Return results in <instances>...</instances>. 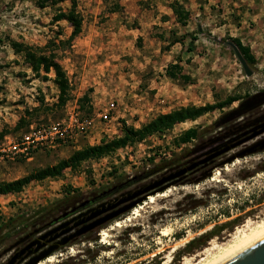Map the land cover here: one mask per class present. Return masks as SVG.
Wrapping results in <instances>:
<instances>
[{"label": "rangeland", "instance_id": "rangeland-1", "mask_svg": "<svg viewBox=\"0 0 264 264\" xmlns=\"http://www.w3.org/2000/svg\"><path fill=\"white\" fill-rule=\"evenodd\" d=\"M175 1L185 10L192 7L200 12L188 26L170 21L163 13L164 0H76L80 32L58 54L68 80V100L61 108L47 109L58 95L53 74L47 80L36 77L11 44L43 46L49 40L67 39L71 25L66 20L55 22L54 17L69 11L71 3L0 0V133L6 132L0 144L13 151L14 145L34 137L40 140L27 157L17 154L0 163V182L21 178L87 145L118 136L123 123L139 128L158 114L179 107L236 96L238 100L231 105L177 124L162 135L65 170L57 177L63 182L60 191L86 198L95 190L154 170L159 162L168 166L122 192L132 191L192 164L217 144L212 143L217 130H202L264 91V0ZM116 3L119 7L112 12ZM186 34L196 38L192 53L186 52L190 37L171 44ZM230 38H238L254 56L251 77L244 74L227 45ZM177 60L192 83L166 77L167 65ZM84 95L87 99L79 102ZM26 108L30 112L27 124L13 130ZM33 108L38 110L31 111ZM249 112L244 119L264 122V104ZM189 128L201 132L200 138L178 145L176 139ZM262 140L264 134L199 165L165 190L149 194L139 204L143 206L138 216L131 215L133 208L60 247L50 255L53 261L43 260V264H198L208 251L215 252V245L230 241L238 228L246 229L264 219V150L220 165ZM151 196L154 201L146 203ZM38 207L23 212L35 216ZM13 215L0 213V218ZM116 221L119 226L114 225ZM34 229L39 226L21 228L19 235L0 245V264L12 254L3 251ZM191 240L196 241L187 248Z\"/></svg>", "mask_w": 264, "mask_h": 264}, {"label": "trees", "instance_id": "trees-1", "mask_svg": "<svg viewBox=\"0 0 264 264\" xmlns=\"http://www.w3.org/2000/svg\"><path fill=\"white\" fill-rule=\"evenodd\" d=\"M50 1L52 3H56L63 2L64 0ZM69 1L71 3L69 11L59 12L54 17L55 22L66 20L71 25L72 33L67 39L49 40L43 46H35L16 42L11 44L13 52L20 56L23 64L29 68L36 77H39L42 80H47L48 74H53L52 82L58 90V95L56 102L53 103L51 107L45 106L49 107L47 109L54 107L61 108L68 100V80L65 71L59 63L58 54L63 53L71 46V42L80 32L81 28V18L75 12L76 0ZM118 7V3L114 4V7L111 9V11H116ZM170 8L176 18V22L181 26H186L190 20V12L185 10L183 6H181V4L176 1L170 4ZM186 37H190V42L187 45L186 52L192 53L195 50L194 41H196V38L193 35L190 36L186 34L180 36L172 40L171 44L184 41ZM229 41L239 49L246 63L252 68L255 63V58L251 54L249 48L244 46L238 38H230ZM180 63V60H177L174 63L169 64L165 70L166 77L171 80L180 79L185 84L192 83V81L190 82V78L182 73V66ZM251 97L252 96L249 98ZM86 99L87 95H84L79 99V102L85 101ZM237 100L238 98L236 96L229 95L223 100H219L212 104L179 107L177 109L171 110L168 113L158 114L149 122L142 124L139 128L128 126L123 123L118 136L110 139L104 138L98 145H87L84 148L72 152L68 158L61 159L54 165L46 166L21 178L9 182H0V195L20 192L32 181H41L46 178L60 177L65 170H75L81 163L85 161L103 158L119 149H125L136 143L142 142L146 138H149L155 134L162 135L164 132L171 130L177 124L184 123L186 121H194L201 116L214 111L215 109H222L226 106H229ZM242 103L243 102H241L236 108L232 109L224 116L218 118L207 128L202 130V132L206 130H217L219 132L217 136L214 137L215 140L212 143L217 144L213 146L212 149L219 150L226 144L233 143L234 141L242 138L243 133L250 129L249 127L251 126L253 120L252 118L244 119V117L247 115V113H250L249 110L251 111L254 107L247 110H240ZM43 104L44 103L41 100L40 105ZM37 110V108L31 109V111ZM26 116H30V112L27 108L25 109L24 115L19 118L13 130H18L20 127L27 124ZM5 133H0V137H3ZM200 134L201 132H198L196 128H189L178 136L176 143L178 145L188 144L198 140L200 138ZM162 163L163 162H159L154 170L117 181L107 187L95 190L89 193L86 198H82L80 194L71 196L70 192L66 191L65 196L51 204H48L47 206H44L35 214V216L29 217L30 215L28 216V214H22L16 218H8L7 220L1 221L0 245L5 243L8 239L19 235L17 231L21 228L25 229L32 226H39V229L41 230L46 229L49 225L51 226L58 222L64 221L88 207L94 206L102 201L116 196L117 194H120L125 189H128L129 187L146 180L157 172L168 167L165 164L162 165ZM214 229L215 228L211 230V233H213L212 231H214ZM195 241L196 240H191L186 244V247L190 248V246L194 244Z\"/></svg>", "mask_w": 264, "mask_h": 264}, {"label": "water", "instance_id": "water-1", "mask_svg": "<svg viewBox=\"0 0 264 264\" xmlns=\"http://www.w3.org/2000/svg\"><path fill=\"white\" fill-rule=\"evenodd\" d=\"M234 52L240 63L244 74L251 77L253 71L246 63L239 49L231 42L227 43ZM264 104V91L257 93L242 103L240 110L251 109ZM260 119L252 122V127L243 133L242 138L231 144H226L221 149H210L200 156L192 164L167 174L157 180L148 182L132 191H125L108 200L102 201L94 206L88 207L64 221L55 225H49L47 229H34L14 242L3 251V254L12 252L3 264H38L48 256L58 251L70 242L84 236L95 228H100L131 211L133 208L145 201L149 194H155L180 181L184 175L193 171L199 165H206L213 159L226 154L227 152L245 145L264 134V122L257 124ZM264 150V140L254 143L240 152L230 156L220 165L230 163L236 158H243L246 155ZM29 240L30 238H32ZM29 240L25 245L24 242ZM217 264H264V235L255 239L230 256L224 258Z\"/></svg>", "mask_w": 264, "mask_h": 264}, {"label": "crops", "instance_id": "crops-1", "mask_svg": "<svg viewBox=\"0 0 264 264\" xmlns=\"http://www.w3.org/2000/svg\"><path fill=\"white\" fill-rule=\"evenodd\" d=\"M174 1L175 0H164L165 5L163 6H165V10L163 11V13L170 17L169 19L171 22L175 21V24L179 25L175 20V16L173 15L172 10L169 9V5ZM194 1H196L198 4H202L201 0H191V2ZM206 1L207 3H210L211 0H203V4H206ZM188 11L190 12V20H193L200 13H195V9H193L192 7H190ZM160 16L163 17L162 14H160ZM190 20L188 21L186 26H188ZM173 37H175V35H173ZM174 62L175 61L171 63ZM62 185L63 182L61 181V179L46 178L41 181L29 183L20 192L0 195V213H13L16 216L13 215L12 218H16L17 216L22 214L26 215L27 213H24L23 211L24 209L26 210L27 207H34V205H39L38 208L41 209L44 206L51 204L52 201H57L64 196L65 192L63 194L60 191ZM1 221H3V219L0 218V222Z\"/></svg>", "mask_w": 264, "mask_h": 264}, {"label": "bare ground", "instance_id": "bare-ground-1", "mask_svg": "<svg viewBox=\"0 0 264 264\" xmlns=\"http://www.w3.org/2000/svg\"><path fill=\"white\" fill-rule=\"evenodd\" d=\"M156 196H163V194H158ZM153 201L154 197L151 196L146 203H152ZM142 206L138 205V207H135L132 210L133 212L131 213V215L138 216V212ZM119 224L120 223L116 221L114 225L119 226ZM103 235H105V232H103ZM262 235H264V219L261 218V220L249 225L246 229L238 228L235 231L234 235L231 237L230 241H228L227 243L225 242V244L223 245H215V252L210 253L208 251L206 253L207 256L198 264H217L224 258L230 256L232 253L238 251L241 247L246 246ZM44 261L47 263L52 262L53 256H48L46 259H44ZM38 264H43V261Z\"/></svg>", "mask_w": 264, "mask_h": 264}, {"label": "built area", "instance_id": "built-area-1", "mask_svg": "<svg viewBox=\"0 0 264 264\" xmlns=\"http://www.w3.org/2000/svg\"><path fill=\"white\" fill-rule=\"evenodd\" d=\"M39 138L34 137L27 142H22L18 145L13 146V151L8 150L4 147L3 144H0V163L4 161L5 158L13 159L14 155H24L27 157L29 149H34L38 145ZM42 145V143H40Z\"/></svg>", "mask_w": 264, "mask_h": 264}, {"label": "flooded vegetation", "instance_id": "flooded-vegetation-1", "mask_svg": "<svg viewBox=\"0 0 264 264\" xmlns=\"http://www.w3.org/2000/svg\"><path fill=\"white\" fill-rule=\"evenodd\" d=\"M31 239H33V237L30 238L29 240H31ZM29 240H27L26 242H24V243L22 244V246L25 245Z\"/></svg>", "mask_w": 264, "mask_h": 264}]
</instances>
